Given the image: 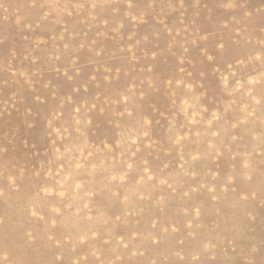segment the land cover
<instances>
[{"label": "rangeland", "instance_id": "obj_1", "mask_svg": "<svg viewBox=\"0 0 264 264\" xmlns=\"http://www.w3.org/2000/svg\"><path fill=\"white\" fill-rule=\"evenodd\" d=\"M0 264H264V0H0Z\"/></svg>", "mask_w": 264, "mask_h": 264}]
</instances>
